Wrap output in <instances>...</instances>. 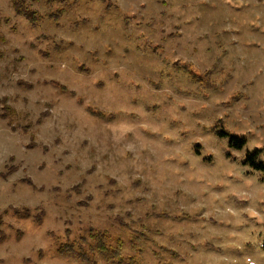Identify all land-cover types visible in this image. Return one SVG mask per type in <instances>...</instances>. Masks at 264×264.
Returning a JSON list of instances; mask_svg holds the SVG:
<instances>
[{
	"label": "rangeland",
	"instance_id": "1",
	"mask_svg": "<svg viewBox=\"0 0 264 264\" xmlns=\"http://www.w3.org/2000/svg\"><path fill=\"white\" fill-rule=\"evenodd\" d=\"M14 1L0 264H264V180L215 133L264 161V0H23L36 26ZM185 68L217 89L196 95Z\"/></svg>",
	"mask_w": 264,
	"mask_h": 264
},
{
	"label": "trees",
	"instance_id": "2",
	"mask_svg": "<svg viewBox=\"0 0 264 264\" xmlns=\"http://www.w3.org/2000/svg\"><path fill=\"white\" fill-rule=\"evenodd\" d=\"M14 8L16 12L21 15L25 16L28 21H30L34 26L38 24L39 19L36 16V12L30 9L25 1L23 0H15L14 1ZM188 74L193 78V80L198 84L196 95L207 97L209 91L216 90L217 84L210 79V71H206L201 73L199 71H195L189 68H185ZM61 88L63 91H67L66 86H62ZM216 135L222 139H228V147L226 148V156L232 160L238 161L241 165L250 167L253 171H258L261 173V179L264 180V161L261 160V150L254 149L252 151H247L246 155L243 157H235L233 155V150H242L247 145V139L238 134L233 133L228 130H216ZM199 154V152L197 151ZM96 239V247L92 248L93 251L100 250L106 252L111 259H118L123 261L122 256L120 253H112L108 252L107 246L104 243V236L103 234H98L95 237ZM74 250V246L65 245L64 248L60 249V253L64 252H72ZM83 261H88L92 264H98L93 257L82 254L81 255Z\"/></svg>",
	"mask_w": 264,
	"mask_h": 264
}]
</instances>
